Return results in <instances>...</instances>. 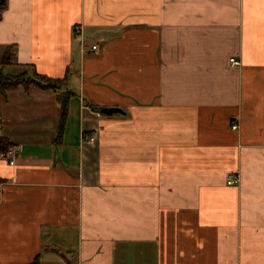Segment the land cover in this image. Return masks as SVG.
I'll return each mask as SVG.
<instances>
[{
    "label": "crops",
    "instance_id": "obj_1",
    "mask_svg": "<svg viewBox=\"0 0 264 264\" xmlns=\"http://www.w3.org/2000/svg\"><path fill=\"white\" fill-rule=\"evenodd\" d=\"M1 74L0 264H264V0H6Z\"/></svg>",
    "mask_w": 264,
    "mask_h": 264
},
{
    "label": "trees",
    "instance_id": "obj_2",
    "mask_svg": "<svg viewBox=\"0 0 264 264\" xmlns=\"http://www.w3.org/2000/svg\"><path fill=\"white\" fill-rule=\"evenodd\" d=\"M6 0H0V18L1 14L5 9ZM10 60V56H6L3 58L2 64H7ZM66 80H60V81H54L47 79L46 77H37V78H28L26 75L21 74L18 76H6V75H0V91L5 92L9 89H17L20 86H24L26 88H29L31 86H35L42 90H52V91H58L61 86L65 83ZM73 93H65L60 98V104L62 108V114H61V125L59 129V139L62 138V134L64 131V125L65 121L68 115V103L70 98L72 97ZM12 147V145L9 143V141L0 136V154L4 153L8 150V148ZM34 264H39L38 260Z\"/></svg>",
    "mask_w": 264,
    "mask_h": 264
},
{
    "label": "built area",
    "instance_id": "obj_3",
    "mask_svg": "<svg viewBox=\"0 0 264 264\" xmlns=\"http://www.w3.org/2000/svg\"><path fill=\"white\" fill-rule=\"evenodd\" d=\"M93 50L96 51L97 50V46H93ZM230 64L232 66H240L241 63L240 61L236 60V59H230ZM238 129V126L237 125H234L233 126V130H237ZM85 140L87 141H90V142H93L94 141V137L90 136H85ZM19 155V149L17 147H13V148H10L8 149L6 152L2 153V156L7 158L9 161H10V165H14L15 163V159L17 158V156ZM238 180L237 179H230L228 181V185H236L238 184Z\"/></svg>",
    "mask_w": 264,
    "mask_h": 264
},
{
    "label": "water",
    "instance_id": "obj_4",
    "mask_svg": "<svg viewBox=\"0 0 264 264\" xmlns=\"http://www.w3.org/2000/svg\"><path fill=\"white\" fill-rule=\"evenodd\" d=\"M103 115H112L115 113H123L120 109L112 108V109H103L101 111Z\"/></svg>",
    "mask_w": 264,
    "mask_h": 264
},
{
    "label": "rangeland",
    "instance_id": "obj_5",
    "mask_svg": "<svg viewBox=\"0 0 264 264\" xmlns=\"http://www.w3.org/2000/svg\"><path fill=\"white\" fill-rule=\"evenodd\" d=\"M26 88V87H25ZM31 88H37V87H35V86H31V87H29V88H27V89H31ZM38 89V88H37ZM11 148V147H10ZM10 148H8V149H10Z\"/></svg>",
    "mask_w": 264,
    "mask_h": 264
}]
</instances>
